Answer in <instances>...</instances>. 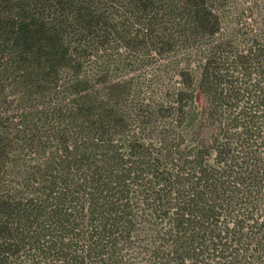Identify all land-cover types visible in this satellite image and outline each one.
<instances>
[{
	"label": "trees",
	"instance_id": "trees-1",
	"mask_svg": "<svg viewBox=\"0 0 264 264\" xmlns=\"http://www.w3.org/2000/svg\"><path fill=\"white\" fill-rule=\"evenodd\" d=\"M235 8L0 0V264H264V15Z\"/></svg>",
	"mask_w": 264,
	"mask_h": 264
},
{
	"label": "rangeland",
	"instance_id": "rangeland-1",
	"mask_svg": "<svg viewBox=\"0 0 264 264\" xmlns=\"http://www.w3.org/2000/svg\"><path fill=\"white\" fill-rule=\"evenodd\" d=\"M233 2L236 11L232 15H264V0H233ZM142 81L147 82L146 78H138V82ZM144 88L145 86H142L141 89Z\"/></svg>",
	"mask_w": 264,
	"mask_h": 264
}]
</instances>
